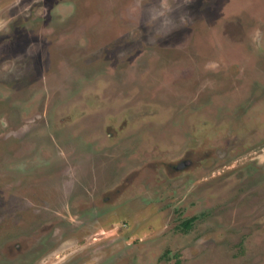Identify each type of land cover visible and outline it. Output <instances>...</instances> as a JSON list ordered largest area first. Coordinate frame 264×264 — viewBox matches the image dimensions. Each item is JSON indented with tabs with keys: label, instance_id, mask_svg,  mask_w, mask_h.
Masks as SVG:
<instances>
[{
	"label": "rangeland",
	"instance_id": "374dc122",
	"mask_svg": "<svg viewBox=\"0 0 264 264\" xmlns=\"http://www.w3.org/2000/svg\"><path fill=\"white\" fill-rule=\"evenodd\" d=\"M138 3L0 0V264H264V0Z\"/></svg>",
	"mask_w": 264,
	"mask_h": 264
},
{
	"label": "clouds",
	"instance_id": "9594fccd",
	"mask_svg": "<svg viewBox=\"0 0 264 264\" xmlns=\"http://www.w3.org/2000/svg\"><path fill=\"white\" fill-rule=\"evenodd\" d=\"M16 3H19V0H16ZM191 3V0H148L147 3H144L143 0H139L138 7L142 11V18L144 26L148 29V38L145 45H157V41L164 39L171 35L173 32L177 31L181 27L187 26L190 22V18L186 13H183L181 10L188 4ZM15 5L7 6L8 15H0V36L10 35L12 32V23L15 20V17L11 16V7ZM4 8H0V12H4ZM178 14V15H177ZM141 24V22H140ZM145 34L140 31V25L138 28H134L129 33V38L132 40H139ZM251 41L253 47L257 50L264 49V30L260 28L253 29L251 35ZM121 53L120 55H123ZM6 61L3 65H0V71L5 75L11 76L15 75L13 72L8 71V65L14 64L15 61L19 60Z\"/></svg>",
	"mask_w": 264,
	"mask_h": 264
},
{
	"label": "trees",
	"instance_id": "16d2710c",
	"mask_svg": "<svg viewBox=\"0 0 264 264\" xmlns=\"http://www.w3.org/2000/svg\"><path fill=\"white\" fill-rule=\"evenodd\" d=\"M190 222H191V220H190V221H187V222L185 223V225L189 226Z\"/></svg>",
	"mask_w": 264,
	"mask_h": 264
}]
</instances>
